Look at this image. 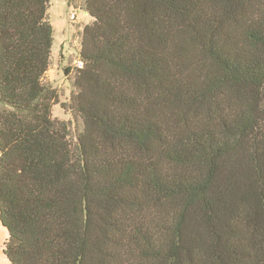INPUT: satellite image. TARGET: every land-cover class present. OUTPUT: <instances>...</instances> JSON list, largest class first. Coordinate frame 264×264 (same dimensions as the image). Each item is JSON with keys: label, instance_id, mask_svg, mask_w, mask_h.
<instances>
[{"label": "trees", "instance_id": "16d2710c", "mask_svg": "<svg viewBox=\"0 0 264 264\" xmlns=\"http://www.w3.org/2000/svg\"><path fill=\"white\" fill-rule=\"evenodd\" d=\"M51 5L0 0L9 262L264 264V0H84L70 121Z\"/></svg>", "mask_w": 264, "mask_h": 264}, {"label": "rangeland", "instance_id": "374dc122", "mask_svg": "<svg viewBox=\"0 0 264 264\" xmlns=\"http://www.w3.org/2000/svg\"><path fill=\"white\" fill-rule=\"evenodd\" d=\"M84 0H52L50 18L55 30L53 63L46 80L57 90L60 102L53 108L56 119L70 121L68 106L72 82L77 73L76 62L80 59L83 28L92 22V18L82 7ZM68 69H70L68 73ZM8 232L0 222V264H11L3 253Z\"/></svg>", "mask_w": 264, "mask_h": 264}, {"label": "built area", "instance_id": "2783aa9c", "mask_svg": "<svg viewBox=\"0 0 264 264\" xmlns=\"http://www.w3.org/2000/svg\"><path fill=\"white\" fill-rule=\"evenodd\" d=\"M76 67H77V68H84V64H83V62L80 61V60H78V61L76 62Z\"/></svg>", "mask_w": 264, "mask_h": 264}]
</instances>
